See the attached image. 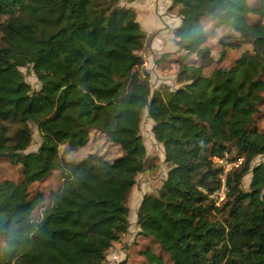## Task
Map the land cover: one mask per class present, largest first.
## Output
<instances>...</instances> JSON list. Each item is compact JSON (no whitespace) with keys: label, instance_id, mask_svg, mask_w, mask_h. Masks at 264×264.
<instances>
[{"label":"trees","instance_id":"trees-1","mask_svg":"<svg viewBox=\"0 0 264 264\" xmlns=\"http://www.w3.org/2000/svg\"><path fill=\"white\" fill-rule=\"evenodd\" d=\"M168 1L180 20L178 50L155 65L175 67L181 87L151 91L145 34L119 0H0V164L19 175L0 181V264L105 262L128 232L136 177L155 167L145 169L144 111L168 172L138 205L137 239L157 248L158 264H264V164L251 169L264 156L255 128L264 107V0ZM23 70L33 72L37 92ZM28 124L41 146L24 154ZM232 150L245 168L228 176L216 206L209 196L221 170L212 159ZM122 161L134 165L118 179L122 196L80 198L78 179L95 189L96 170ZM54 173L60 188L38 209V190ZM247 173L252 188L243 191Z\"/></svg>","mask_w":264,"mask_h":264},{"label":"rangeland","instance_id":"rangeland-1","mask_svg":"<svg viewBox=\"0 0 264 264\" xmlns=\"http://www.w3.org/2000/svg\"><path fill=\"white\" fill-rule=\"evenodd\" d=\"M251 2L253 4L256 0H251ZM118 5L136 12V21L145 34L144 48L140 56L144 61L143 67L147 73L151 91L159 90L162 86H168L173 90L181 87L176 82L177 69L175 67H157L155 65V61L162 55L166 53L173 54L178 50L173 42V31L179 26L180 20L176 10H169L171 2L168 0H119ZM211 47L210 42L205 44V48L214 50ZM236 55L230 54L226 60H231L232 62L236 59ZM22 72L25 76V82L33 91L37 92L40 89V84L33 72L28 70H23ZM209 72L210 69H206L204 74L207 75ZM28 127L32 133V143L24 154L34 153L41 146V136L37 128L32 124H28ZM152 127L153 122L147 116V112L144 111L141 116L140 136L147 151L145 169H149V166H151L149 165L150 162H153L155 167L150 170L151 172L136 177V185L127 201V207L129 208L128 232L108 251L103 264H158L159 261H165L153 244L137 239L139 231L137 227L138 205L144 195H157L168 172V166L164 164L163 148L155 142L151 132ZM255 128L264 132V107H261L260 113L255 119ZM119 157H121V154L112 155L111 159ZM245 164L243 163L241 167L234 169L230 174L234 176L239 175L244 170ZM257 164H264V156L258 158L251 166V169ZM133 168L134 165L129 161H122L110 170L100 166L95 173V181L97 183L95 189L86 184L82 178L77 180L76 184L80 198L92 195L98 200H106L112 195L122 196L125 191V184L118 179L123 174V171ZM112 175L116 176L118 180L117 184H112V181H114ZM18 178L17 168H13L7 164H0V181H17ZM60 185V176L58 173H54L40 186L38 191L42 193L44 199L38 202V209L45 208L48 205L49 194L57 191ZM240 188L243 191H248L252 188L251 173L243 175Z\"/></svg>","mask_w":264,"mask_h":264},{"label":"built area","instance_id":"built-area-1","mask_svg":"<svg viewBox=\"0 0 264 264\" xmlns=\"http://www.w3.org/2000/svg\"><path fill=\"white\" fill-rule=\"evenodd\" d=\"M235 159H237V161H235ZM212 162L215 165H218L221 170V185L217 190L210 193L209 196L211 200H213L214 202H218L216 203V206H218L221 202L224 201L227 195L226 183L228 176L234 169H238L242 166L243 163H246V160L243 156L237 155L235 150H232L230 153H225L222 158H213ZM237 175H232L234 180L236 179Z\"/></svg>","mask_w":264,"mask_h":264}]
</instances>
